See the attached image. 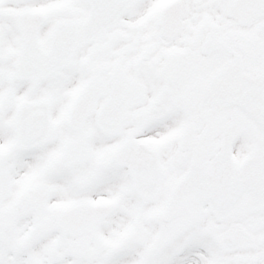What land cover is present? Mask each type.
Here are the masks:
<instances>
[{
    "label": "snow or ice",
    "instance_id": "snow-or-ice-1",
    "mask_svg": "<svg viewBox=\"0 0 264 264\" xmlns=\"http://www.w3.org/2000/svg\"><path fill=\"white\" fill-rule=\"evenodd\" d=\"M0 264H264V0H0Z\"/></svg>",
    "mask_w": 264,
    "mask_h": 264
}]
</instances>
